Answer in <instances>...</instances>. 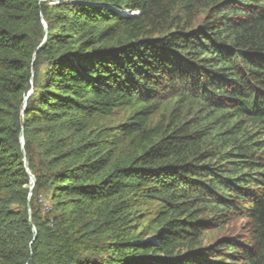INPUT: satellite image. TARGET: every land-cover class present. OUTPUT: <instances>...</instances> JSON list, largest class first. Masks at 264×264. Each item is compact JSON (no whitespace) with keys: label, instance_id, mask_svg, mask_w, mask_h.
I'll return each instance as SVG.
<instances>
[{"label":"trees","instance_id":"1","mask_svg":"<svg viewBox=\"0 0 264 264\" xmlns=\"http://www.w3.org/2000/svg\"><path fill=\"white\" fill-rule=\"evenodd\" d=\"M0 264H264V0H0Z\"/></svg>","mask_w":264,"mask_h":264},{"label":"rangeland","instance_id":"2","mask_svg":"<svg viewBox=\"0 0 264 264\" xmlns=\"http://www.w3.org/2000/svg\"><path fill=\"white\" fill-rule=\"evenodd\" d=\"M168 103L169 101H164L163 105H167ZM232 215L233 214L229 215V220L226 223H223L219 226H215L214 228H209L205 230V232L203 233L202 237L199 240V247L200 246H203V247L210 246L217 240H220V239L222 240L223 238H226V237H233L237 234L239 235L242 234L241 236H243L244 234L242 233V230L244 229L240 228L242 226L241 223H243L242 218L240 217L235 218Z\"/></svg>","mask_w":264,"mask_h":264},{"label":"water","instance_id":"3","mask_svg":"<svg viewBox=\"0 0 264 264\" xmlns=\"http://www.w3.org/2000/svg\"><path fill=\"white\" fill-rule=\"evenodd\" d=\"M43 22V21H42ZM44 23V22H43ZM44 27H46L45 26V24H44ZM46 29V28H45ZM45 32H46V30H45ZM33 73L31 72V75H32ZM31 91V90H30ZM30 91L27 93V95L30 93ZM27 95L23 98V108L25 107V103H26V98H27ZM20 142H21V149H22V153L24 154V137H23V132H22V130L20 131ZM24 166H25V168L27 169V161H26V159L24 158ZM28 175H29V195H30V193H31V190H32V188H33V186H34V177H33V175L30 173V172H28ZM35 238V235H34V237H33V239Z\"/></svg>","mask_w":264,"mask_h":264}]
</instances>
